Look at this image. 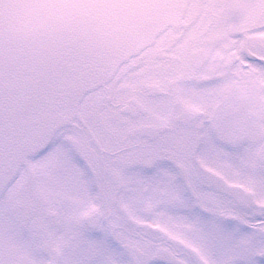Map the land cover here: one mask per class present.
<instances>
[{
    "label": "snow or ice",
    "instance_id": "1",
    "mask_svg": "<svg viewBox=\"0 0 264 264\" xmlns=\"http://www.w3.org/2000/svg\"><path fill=\"white\" fill-rule=\"evenodd\" d=\"M232 47L264 78V52ZM87 91L0 106V264H264V151L225 108L144 122Z\"/></svg>",
    "mask_w": 264,
    "mask_h": 264
},
{
    "label": "flooded vegetation",
    "instance_id": "2",
    "mask_svg": "<svg viewBox=\"0 0 264 264\" xmlns=\"http://www.w3.org/2000/svg\"><path fill=\"white\" fill-rule=\"evenodd\" d=\"M221 0H190L177 27H169L131 62L124 63L114 78L87 95L111 91L131 110L124 114L144 122H163L203 105L227 110L247 134L246 144L257 153L264 151V78L246 81V62L232 67L238 57L239 34L212 29L210 17L220 11L198 5H215ZM250 43L264 42V31H249ZM258 55L255 49L249 51ZM86 95V96H87ZM7 243L0 233V251Z\"/></svg>",
    "mask_w": 264,
    "mask_h": 264
},
{
    "label": "clouds",
    "instance_id": "3",
    "mask_svg": "<svg viewBox=\"0 0 264 264\" xmlns=\"http://www.w3.org/2000/svg\"><path fill=\"white\" fill-rule=\"evenodd\" d=\"M101 0H0V54L23 68L53 67L70 50L93 52L105 65L131 62L168 19L141 21L119 30ZM220 11L239 34L238 48L264 52V42L250 43L249 31H264V0H221ZM103 39V46L97 42ZM239 65H237V68ZM246 71V70H245Z\"/></svg>",
    "mask_w": 264,
    "mask_h": 264
},
{
    "label": "water",
    "instance_id": "4",
    "mask_svg": "<svg viewBox=\"0 0 264 264\" xmlns=\"http://www.w3.org/2000/svg\"><path fill=\"white\" fill-rule=\"evenodd\" d=\"M190 0H101L103 10L129 13L110 16L119 30L134 29L141 21H172L154 34L151 41L137 52L152 45L169 27L177 28L181 23ZM103 39L97 44L103 46ZM128 62V61H125ZM105 65L93 52L70 50L66 58L53 67L37 66L23 68L19 63L0 54V106L8 105L20 98L31 95L37 88L55 91L66 98L73 90L88 89L84 95L113 79L124 64Z\"/></svg>",
    "mask_w": 264,
    "mask_h": 264
}]
</instances>
